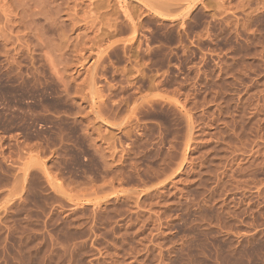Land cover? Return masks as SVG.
Instances as JSON below:
<instances>
[{
    "label": "rangeland",
    "instance_id": "obj_1",
    "mask_svg": "<svg viewBox=\"0 0 264 264\" xmlns=\"http://www.w3.org/2000/svg\"><path fill=\"white\" fill-rule=\"evenodd\" d=\"M0 264H264V0H0Z\"/></svg>",
    "mask_w": 264,
    "mask_h": 264
}]
</instances>
